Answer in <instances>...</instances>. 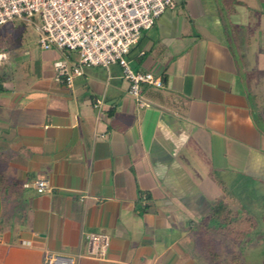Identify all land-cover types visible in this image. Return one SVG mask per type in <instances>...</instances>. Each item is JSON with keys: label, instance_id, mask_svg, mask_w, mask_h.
Masks as SVG:
<instances>
[{"label": "crops", "instance_id": "crops-1", "mask_svg": "<svg viewBox=\"0 0 264 264\" xmlns=\"http://www.w3.org/2000/svg\"><path fill=\"white\" fill-rule=\"evenodd\" d=\"M15 48L0 67V264H43L45 251L209 264L199 236L222 199L264 225V205L242 195L264 192V0H176L126 56L162 80L140 85L143 107L116 63L67 85L52 70L62 52ZM86 232L109 235L104 258L87 256Z\"/></svg>", "mask_w": 264, "mask_h": 264}, {"label": "built area", "instance_id": "built-area-1", "mask_svg": "<svg viewBox=\"0 0 264 264\" xmlns=\"http://www.w3.org/2000/svg\"><path fill=\"white\" fill-rule=\"evenodd\" d=\"M175 4L176 0H0V26L24 20V28L34 34L42 49L62 52L64 56L52 63L54 80L59 83L71 85L84 67L118 64L129 81V93L143 107L146 103L140 98V85L161 87L163 83L152 72L133 70L126 56L141 32ZM35 15L37 23L33 20ZM70 51L75 52L76 59H72ZM9 61V50L0 49V67ZM93 107L100 112L103 100L96 99ZM33 187L38 193L48 188L44 179H35ZM84 236L87 256L104 258L110 245L109 235L86 232ZM75 257L45 251L43 264H75Z\"/></svg>", "mask_w": 264, "mask_h": 264}, {"label": "trees", "instance_id": "trees-1", "mask_svg": "<svg viewBox=\"0 0 264 264\" xmlns=\"http://www.w3.org/2000/svg\"><path fill=\"white\" fill-rule=\"evenodd\" d=\"M230 211L231 208L222 199L212 206L202 222L203 228L199 237L209 264H224L226 261L224 246L225 243L228 246L229 242L234 246L233 264H240L239 243L247 242L246 238L248 239V235L250 236L255 228L254 218L231 217Z\"/></svg>", "mask_w": 264, "mask_h": 264}, {"label": "rangeland", "instance_id": "rangeland-1", "mask_svg": "<svg viewBox=\"0 0 264 264\" xmlns=\"http://www.w3.org/2000/svg\"><path fill=\"white\" fill-rule=\"evenodd\" d=\"M33 20L37 23L38 22V15H35ZM33 33L30 30H26L24 28V20H13L9 21L6 24H3L0 26V49H7L13 52L14 46H16L17 49H20V51H31L33 48L40 49L41 47L37 44ZM42 49V48H41ZM40 49V50H41ZM72 59H76V54L73 51L69 52ZM53 70V68H52ZM54 73V72H53ZM214 187V186H213ZM217 191V198L221 199L224 194L218 187H214ZM235 191L238 193V195L234 192L233 196L240 199L239 194L243 192L240 186L234 187ZM258 190H250L247 193L245 192V195L243 196L256 198V203L259 205H264V192L263 195L260 192H257ZM256 213L264 214V209H257L255 211ZM248 242V246L244 249V245H239V250L243 254H245V258L247 260L248 264H264V225L261 222L260 226L254 229V232L249 236L248 239L246 238Z\"/></svg>", "mask_w": 264, "mask_h": 264}]
</instances>
